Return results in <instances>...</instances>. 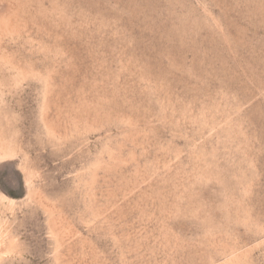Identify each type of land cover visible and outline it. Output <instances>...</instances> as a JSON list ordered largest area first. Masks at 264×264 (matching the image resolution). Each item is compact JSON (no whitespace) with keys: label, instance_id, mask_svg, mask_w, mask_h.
<instances>
[{"label":"rangeland","instance_id":"rangeland-1","mask_svg":"<svg viewBox=\"0 0 264 264\" xmlns=\"http://www.w3.org/2000/svg\"><path fill=\"white\" fill-rule=\"evenodd\" d=\"M0 264H264V0H0Z\"/></svg>","mask_w":264,"mask_h":264}]
</instances>
